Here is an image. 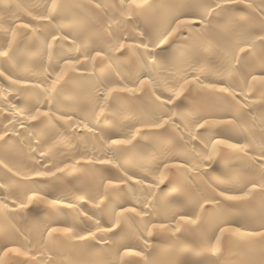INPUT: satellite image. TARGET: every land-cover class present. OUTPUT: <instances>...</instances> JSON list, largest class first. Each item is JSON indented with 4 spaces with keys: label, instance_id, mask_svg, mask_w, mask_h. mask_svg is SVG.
<instances>
[{
    "label": "bare ground",
    "instance_id": "6f19581e",
    "mask_svg": "<svg viewBox=\"0 0 264 264\" xmlns=\"http://www.w3.org/2000/svg\"><path fill=\"white\" fill-rule=\"evenodd\" d=\"M4 52L0 264H264V0H0Z\"/></svg>",
    "mask_w": 264,
    "mask_h": 264
},
{
    "label": "snow or ice",
    "instance_id": "6c2138e0",
    "mask_svg": "<svg viewBox=\"0 0 264 264\" xmlns=\"http://www.w3.org/2000/svg\"><path fill=\"white\" fill-rule=\"evenodd\" d=\"M146 2H147V0H145V3H146ZM45 18H47V17H45ZM121 47H123V45H122ZM0 55H3V56L6 57V56L8 55V53H7V52H4V53H0ZM260 79H261L262 82H264V77H261ZM209 87L215 88V85H211V86H209ZM218 91H220V92H225L226 89H224V88H220V89H218ZM32 119L35 120L36 117L33 116ZM156 127H163V125H159V124H158V125H156ZM114 143H117V144H123V143H128V141L117 140V141H114ZM57 171H61V170L58 169ZM51 175H55V174H51ZM237 198H238V197H231V199H237ZM64 231H67V229H65ZM259 235L264 236V232L259 233ZM12 251L15 252V254H16L17 256H23V255H26V253H22L18 248L13 249ZM136 255H139V253H136ZM12 262H13V261H9V264H12Z\"/></svg>",
    "mask_w": 264,
    "mask_h": 264
}]
</instances>
